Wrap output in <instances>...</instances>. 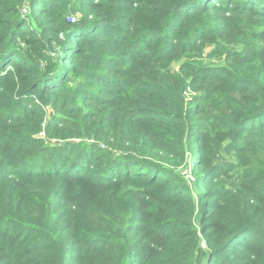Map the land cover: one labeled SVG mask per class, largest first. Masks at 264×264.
Masks as SVG:
<instances>
[{
	"label": "trees",
	"instance_id": "16d2710c",
	"mask_svg": "<svg viewBox=\"0 0 264 264\" xmlns=\"http://www.w3.org/2000/svg\"><path fill=\"white\" fill-rule=\"evenodd\" d=\"M0 264H264V0H0Z\"/></svg>",
	"mask_w": 264,
	"mask_h": 264
},
{
	"label": "rangeland",
	"instance_id": "374dc122",
	"mask_svg": "<svg viewBox=\"0 0 264 264\" xmlns=\"http://www.w3.org/2000/svg\"><path fill=\"white\" fill-rule=\"evenodd\" d=\"M69 14H68V16L70 17V20L69 21H71V22H74V18H78V14L75 12V10L73 9V8H70L69 9ZM191 167V166H190ZM187 171V169H182V170H180L181 172H182V174H183V172L184 171ZM184 177H185V175H183ZM185 178H187V177H185Z\"/></svg>",
	"mask_w": 264,
	"mask_h": 264
},
{
	"label": "built area",
	"instance_id": "2783aa9c",
	"mask_svg": "<svg viewBox=\"0 0 264 264\" xmlns=\"http://www.w3.org/2000/svg\"><path fill=\"white\" fill-rule=\"evenodd\" d=\"M183 175H185V177H187V179H192V176H191V174H190V172L187 170H185L184 172H183Z\"/></svg>",
	"mask_w": 264,
	"mask_h": 264
}]
</instances>
